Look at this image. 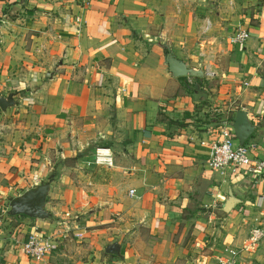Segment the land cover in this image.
Instances as JSON below:
<instances>
[{
    "label": "crops",
    "instance_id": "0c3cea01",
    "mask_svg": "<svg viewBox=\"0 0 264 264\" xmlns=\"http://www.w3.org/2000/svg\"><path fill=\"white\" fill-rule=\"evenodd\" d=\"M238 28L248 39L232 45ZM167 49L202 76L172 77ZM9 96L0 264H217L264 228V178L205 162L217 120L239 110L254 128L244 144L264 161V0H0ZM43 182L50 218L9 215ZM229 191L238 202L225 213ZM30 235L52 240L39 261L21 251ZM240 254L236 264H264V238Z\"/></svg>",
    "mask_w": 264,
    "mask_h": 264
},
{
    "label": "built area",
    "instance_id": "2783aa9c",
    "mask_svg": "<svg viewBox=\"0 0 264 264\" xmlns=\"http://www.w3.org/2000/svg\"><path fill=\"white\" fill-rule=\"evenodd\" d=\"M208 27L209 24L206 23L205 30ZM248 36L247 31L238 28L232 32L228 41L232 45H241L248 39ZM254 149L255 147L252 144L240 145L233 135L231 124L224 122L221 125L218 137L212 142L208 159L205 162L207 167L214 170H228L252 179L264 178V161L254 156ZM95 161L107 166L112 163L108 150L104 149L95 151ZM66 217L67 219L70 218L69 215H66ZM1 221L0 215V223ZM76 236L79 237L81 234ZM262 237H264V228L259 224L250 230L245 240L246 243L241 248L232 249L227 246V248L222 249L221 254L226 256L219 257V264H236L239 253L247 251L248 248L256 247L255 245ZM52 244V240L48 237L30 235L27 241L21 244V251L31 260L39 261L52 251Z\"/></svg>",
    "mask_w": 264,
    "mask_h": 264
},
{
    "label": "water",
    "instance_id": "95a60500",
    "mask_svg": "<svg viewBox=\"0 0 264 264\" xmlns=\"http://www.w3.org/2000/svg\"><path fill=\"white\" fill-rule=\"evenodd\" d=\"M164 62L167 65L168 71L174 78L202 76L201 71L187 68L182 61L177 60V58L170 52L169 49H167V52L164 55ZM12 105L13 100L11 96L6 98L0 97L1 110H5L7 107ZM230 124L233 135L240 145H243L244 142H246L254 130L251 122L247 118V113L241 110L235 113ZM49 190V182H43L31 187L22 195L13 198L8 205V208H10L8 210L9 215L26 216L40 220L50 218V214L45 209L46 197L49 193ZM237 202L238 200L234 197L232 191H229L228 198L223 204V211L225 213L230 212ZM114 247L115 245H111L107 249L112 251Z\"/></svg>",
    "mask_w": 264,
    "mask_h": 264
},
{
    "label": "rangeland",
    "instance_id": "374dc122",
    "mask_svg": "<svg viewBox=\"0 0 264 264\" xmlns=\"http://www.w3.org/2000/svg\"><path fill=\"white\" fill-rule=\"evenodd\" d=\"M207 86H208V84H207ZM206 110H208V111H207V117H206V118L211 117V115H212V113H214V111H213L212 109H210V108H209V109H206ZM214 114H216V113H214ZM206 118H205V119H206ZM220 119H221V118H220ZM224 121H225V119H221V120L218 119V120H217L218 123H219V122H222V123H223ZM221 125H222V124H221ZM210 169H211V168H210ZM212 170H214V169H212ZM133 193H134V191H130V192H129L130 195H132ZM129 224H130V223H129ZM252 224H253V223H252ZM256 224H257V223H254L255 226H258V225H259V224H257V225H256ZM130 225H131V224H130ZM255 226H253V227H255ZM253 227H252V228H253ZM248 228H250V225L248 226ZM132 229H133V227L131 226L130 234L132 233ZM263 238H264V237H262V238L259 240L258 244L255 245L256 247L261 243V241H262ZM245 243H246V242L244 241V242L242 243V245H244ZM111 245H114V244H111ZM111 245H109V246H111ZM242 245H240V246L237 245L236 247H231V248H232V249H233V248H241ZM109 246H108V247H109ZM224 248H227V246H225ZM224 248H223V249H224ZM253 248H255V247H253ZM106 249H107V248H106ZM112 251H113V250H112ZM112 251H110L109 249H107L106 252H107V253H110V252H112ZM240 255H241V254L239 253V255H238V257H237V260L239 259V256H240ZM221 256L224 257V256H226V255H225V254H223V255L221 254ZM218 259H219V258H217V262H218L217 264H219V260H218ZM223 259H225V258H223ZM237 260H236V262H237Z\"/></svg>",
    "mask_w": 264,
    "mask_h": 264
},
{
    "label": "trees",
    "instance_id": "16d2710c",
    "mask_svg": "<svg viewBox=\"0 0 264 264\" xmlns=\"http://www.w3.org/2000/svg\"><path fill=\"white\" fill-rule=\"evenodd\" d=\"M197 80H199V79H197Z\"/></svg>",
    "mask_w": 264,
    "mask_h": 264
}]
</instances>
